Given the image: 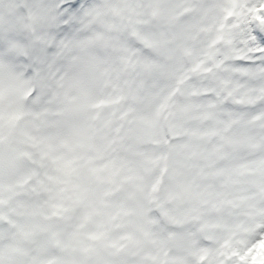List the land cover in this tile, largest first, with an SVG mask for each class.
Masks as SVG:
<instances>
[{"label": "snow or ice", "instance_id": "6c2138e0", "mask_svg": "<svg viewBox=\"0 0 264 264\" xmlns=\"http://www.w3.org/2000/svg\"><path fill=\"white\" fill-rule=\"evenodd\" d=\"M0 264H264V0H0Z\"/></svg>", "mask_w": 264, "mask_h": 264}, {"label": "bare ground", "instance_id": "6f19581e", "mask_svg": "<svg viewBox=\"0 0 264 264\" xmlns=\"http://www.w3.org/2000/svg\"><path fill=\"white\" fill-rule=\"evenodd\" d=\"M241 191L246 195L253 196L257 193V189L251 182H245L241 185Z\"/></svg>", "mask_w": 264, "mask_h": 264}]
</instances>
